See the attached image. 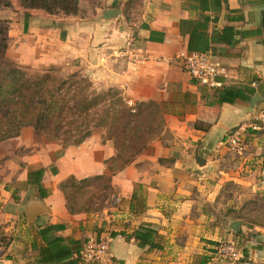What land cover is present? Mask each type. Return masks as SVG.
<instances>
[{"label": "crops", "instance_id": "crops-1", "mask_svg": "<svg viewBox=\"0 0 264 264\" xmlns=\"http://www.w3.org/2000/svg\"><path fill=\"white\" fill-rule=\"evenodd\" d=\"M101 3L89 16L37 15L29 17L25 26L22 13L6 11L4 16L10 21L4 56L29 71L57 67L63 76L81 73L98 90L118 88L123 100H152L160 108L162 127L131 162L112 175V198L117 205L104 208L103 217L96 221L90 212L68 213L58 187L71 175L82 178L106 173L105 161L114 154L111 139L91 133L77 145L62 147L36 133L31 125L21 127L16 136L1 139L0 264H41L36 262L42 243L38 233L48 224L62 225L50 236L78 239L79 252L84 233H93L95 238L100 232L98 237L108 241L113 264H201L196 236L204 221L215 217L213 203L223 204L216 212L225 216L230 214L227 210L242 213L241 203H260L264 198V130L247 129L244 153L230 152L224 142L264 100V0L258 4L255 0H223L216 10L202 9L198 0ZM108 9L117 12L109 13L110 17ZM230 14L242 17L229 19ZM224 26L246 33L238 34L233 45L212 40V32ZM196 35L209 43L211 49L205 50L223 67L217 75L219 87L195 81L180 62L188 42L198 47ZM223 86L244 88L247 98L217 104L215 91ZM27 127L37 138L35 144L26 142ZM38 137L49 147H42ZM22 144L31 148L19 161L10 154L15 155ZM7 145L13 146L9 156L3 151ZM39 168L43 169L40 190L26 184L28 172ZM30 177L35 175L29 173ZM29 187L33 190L25 199ZM34 191L49 212L27 221L23 206ZM251 215L255 221L246 227L250 239L240 238L244 233L241 215L234 218L241 220L236 230L230 227L231 220L226 224L227 238L237 245L228 264H237V260L264 264V222L260 220L264 213ZM102 221L106 226L110 223L109 228H97ZM142 222L160 234V248L136 245L133 231Z\"/></svg>", "mask_w": 264, "mask_h": 264}, {"label": "trees", "instance_id": "trees-1", "mask_svg": "<svg viewBox=\"0 0 264 264\" xmlns=\"http://www.w3.org/2000/svg\"><path fill=\"white\" fill-rule=\"evenodd\" d=\"M223 0H198L202 9L216 10ZM262 3L263 0H255ZM102 0H0V10L9 9L24 16V26L31 16L44 15L53 18L89 16ZM234 12V11H231ZM241 14L229 15V19H240ZM5 18L0 17V27ZM264 34V9L262 21ZM245 31L224 26L212 32V40L233 45L238 34ZM256 33V32H254ZM264 45V38L261 39ZM195 46L188 42L187 53L210 48L200 35L195 36ZM5 41L0 35V140L16 136L23 126H34L36 133L47 139L57 141L60 146L77 145L90 135L93 128H102L101 139L113 142L114 154L105 161L106 173L75 178L70 176L59 185L64 196V206L68 213L87 212L90 208L88 196L84 192L105 193L112 189V175L131 162L152 140L162 127L160 108L148 100L128 106L119 91L109 87L96 90L92 82L80 73L67 76L53 73L52 67L34 74H28L15 66L4 56ZM211 49V48H210ZM244 88L223 86L215 91L217 104L229 103L235 99H246ZM43 169L28 172L26 184L41 188L39 180ZM29 173L35 175L29 179ZM41 194V192H40ZM43 196V195H42ZM132 193L131 198H133ZM134 211V204H130ZM60 224H48L39 230L42 241L38 248L37 263L80 264V252L75 247L78 239L50 236L52 230L61 228ZM135 243L147 250L161 247L160 234L150 224L142 222L133 231ZM3 237H0V243ZM207 244L218 246L214 240ZM216 253V250H209ZM212 256L202 254L200 263L204 264ZM241 260H237L240 264ZM94 264V263H88Z\"/></svg>", "mask_w": 264, "mask_h": 264}, {"label": "rangeland", "instance_id": "rangeland-1", "mask_svg": "<svg viewBox=\"0 0 264 264\" xmlns=\"http://www.w3.org/2000/svg\"><path fill=\"white\" fill-rule=\"evenodd\" d=\"M102 1H104V0H102ZM112 3L114 4L115 1H113ZM100 5H102V3ZM8 10L9 9H7V8L0 10V17L1 18H5L4 19L5 20L4 25L0 27V35L3 36L5 44H6V27H7V25H8L10 20H9V17L4 16V15H6L5 12L8 11ZM180 62L182 63L181 60H180ZM13 64L16 66L15 63H13ZM52 68L56 70L53 73L59 74L57 67H52ZM21 69H23V68H21ZM23 70L26 73H28V74H34V73L42 72L41 70L37 71V72L36 71H29V70H25V69H23ZM44 70H46V69H44ZM61 76H63V75H61ZM93 87H94V89L98 90V88H96L94 86V84H93ZM112 88H115L116 90H118L119 91V95L121 97L123 96L120 93V90L118 88H116V87H112ZM99 90H105V89H99ZM124 102L130 107H133L135 105V103H136V102H134V99L129 100V102H127V100H124ZM100 130L102 131V134H103L104 130L102 128H93L91 130V133H93L92 135L94 137H96L98 135L101 137L102 134L100 133L101 132ZM24 134L27 135L26 142H32L33 144H35L37 142V138H34L32 136L31 127H27L25 129V131H24ZM37 136H39V135H37ZM41 140L44 142V139L42 137H40V139L38 137V142H40V144L42 145ZM89 146H93V144L90 143ZM37 147H39V143H38ZM42 147L48 148L49 146L46 147V145L43 144ZM11 148H13V146H11V145H7V146H5L3 148L4 153L6 152L5 156H9V151L11 150ZM30 148H31L30 145L22 144L21 146H17V148L15 149L16 150V152H14L15 155L14 154H10V156H12L14 158H17L19 161H21L20 158L23 156L22 153L27 152ZM51 172L52 171H50V173ZM32 190L33 189L31 187H29L26 190L25 197H24L25 199L31 193ZM113 192H114V189L112 188L111 190L107 191L108 194H105V193H102V192H100V193L92 192L91 194H89V192H87V191L83 193L82 198H85V197L88 196V200L90 201V204H91L90 208L88 209L87 212H90L91 214H93L92 218L95 221L98 218L101 219L103 217L104 213H103L102 210L104 208L109 207V206L114 207V206L117 205L116 200L114 198H112V193ZM221 208H223V204L217 205V204L213 203V209L211 211L213 212L215 217H211V218L205 220L204 223L202 224V228L199 230V232L197 233V236H196L197 245H198V247H200L201 252H202L201 255L205 253V254H207L209 256H212V257L216 258V259H214V261H212L211 264H228L230 262V260L233 258V254H234V251H235L234 249L237 248V245L235 244V242L233 240L227 238V234L230 232V230H226L228 228L226 226V224L230 220L231 221L238 220V219H234V218L240 217V215H241V218L244 220V222H243L244 223V229H243L244 233H242L240 238L250 239L249 238V233H250L249 230L250 229H246V227L251 228V224L255 221V219L252 217L253 215H251V214H253L255 212H259L261 214H262V212L264 213V198L260 201V203H258V202L241 203L242 213L239 212V214H235V215L232 214L230 212V210H227V212L230 213V214H225V216H222L221 214L219 215L216 212V210H218V209L220 210ZM105 211L109 212L110 210H105ZM226 215H229V218L228 217L226 218ZM260 220H262L264 222V217L261 218ZM105 222L106 221H102V224L100 225V227H97V228H101V229L104 228V227L109 228L110 223H108L107 226H106ZM219 229H222L223 231L219 230ZM106 230L110 231V229H106ZM99 233L100 232H98L97 235H95V238H99L98 237ZM84 234L85 235H82L83 237L81 238V241H83L85 239V237L87 236V233H84ZM92 235L94 236L93 233H92ZM106 236H108V235L106 234ZM102 238H105V237L103 236ZM205 240H214V241H217L219 244H218V246H212L210 244H207L205 242ZM4 242H5V239H4ZM2 243H3V241H2ZM229 244H232V246L234 245L233 253H228V252L225 251L226 246L229 245ZM210 249L216 250L217 252L216 253H212V252L209 251ZM201 255H200V258H201Z\"/></svg>", "mask_w": 264, "mask_h": 264}, {"label": "built area", "instance_id": "built-area-1", "mask_svg": "<svg viewBox=\"0 0 264 264\" xmlns=\"http://www.w3.org/2000/svg\"><path fill=\"white\" fill-rule=\"evenodd\" d=\"M182 63L195 81L212 87L220 86L217 75L223 71V67L209 50L187 53L183 55ZM247 129L264 130V100L261 101L258 108L251 110L250 116L245 122L236 125L226 136L224 142L230 152L244 153L248 147L245 143ZM107 242L106 238L86 236L82 241V250L79 253L80 264H113ZM225 251L233 253L232 244L227 245Z\"/></svg>", "mask_w": 264, "mask_h": 264}, {"label": "water", "instance_id": "water-1", "mask_svg": "<svg viewBox=\"0 0 264 264\" xmlns=\"http://www.w3.org/2000/svg\"><path fill=\"white\" fill-rule=\"evenodd\" d=\"M106 12L108 13V15H109V13H110V15H112V13H116L117 10L108 9V10H106ZM23 210H24V215H25V218L27 221H31L32 219H34L35 217H37L41 213H46V212L48 213L49 212L48 207L46 206L44 201L39 197L38 193L35 191L26 200V202L23 206ZM240 223H241V220H234L231 222L230 227L232 229L236 230Z\"/></svg>", "mask_w": 264, "mask_h": 264}]
</instances>
